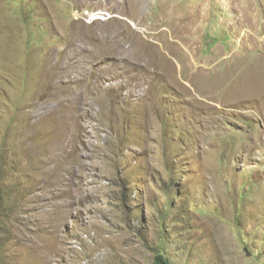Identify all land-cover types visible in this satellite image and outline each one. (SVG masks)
<instances>
[{"label":"rangeland","instance_id":"374dc122","mask_svg":"<svg viewBox=\"0 0 264 264\" xmlns=\"http://www.w3.org/2000/svg\"><path fill=\"white\" fill-rule=\"evenodd\" d=\"M158 253L264 264V0H0V264Z\"/></svg>","mask_w":264,"mask_h":264},{"label":"bare ground","instance_id":"6f19581e","mask_svg":"<svg viewBox=\"0 0 264 264\" xmlns=\"http://www.w3.org/2000/svg\"><path fill=\"white\" fill-rule=\"evenodd\" d=\"M242 85V84H241ZM254 87V86H253ZM255 88V87H254ZM235 90H236V92H235V94H234V97L236 98V97H238V96H240V95H245V94H247V90H254L253 88H249V87H247V88H243V87H241V88H239V87H235L234 88Z\"/></svg>","mask_w":264,"mask_h":264},{"label":"trees","instance_id":"16d2710c","mask_svg":"<svg viewBox=\"0 0 264 264\" xmlns=\"http://www.w3.org/2000/svg\"><path fill=\"white\" fill-rule=\"evenodd\" d=\"M155 264H168L167 259L160 253L155 257Z\"/></svg>","mask_w":264,"mask_h":264}]
</instances>
